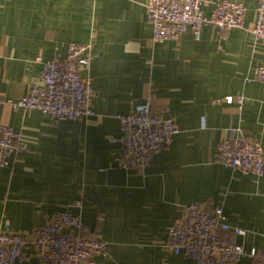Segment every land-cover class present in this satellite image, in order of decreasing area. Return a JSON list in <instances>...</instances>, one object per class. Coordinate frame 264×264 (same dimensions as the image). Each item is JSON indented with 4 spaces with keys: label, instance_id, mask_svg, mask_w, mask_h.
Listing matches in <instances>:
<instances>
[{
    "label": "crops",
    "instance_id": "1",
    "mask_svg": "<svg viewBox=\"0 0 264 264\" xmlns=\"http://www.w3.org/2000/svg\"><path fill=\"white\" fill-rule=\"evenodd\" d=\"M217 0H204L209 15ZM242 28L207 24L196 39H153L150 0H0V123L20 133L24 150L0 167V226L32 234L59 212L83 215L88 235L108 243L99 264H195L167 248L169 225L193 200L220 206L248 249L264 244V175L242 174L217 160L232 130L264 152V84L249 80L264 65L252 33L259 0ZM70 42L91 45L94 114L53 121L37 109H14L42 64ZM151 96L154 111L175 120L174 142L144 170L121 168L119 116ZM226 96H243L227 103ZM81 202V206L77 203ZM16 264H45L32 256ZM239 264H253L249 257Z\"/></svg>",
    "mask_w": 264,
    "mask_h": 264
},
{
    "label": "built area",
    "instance_id": "2",
    "mask_svg": "<svg viewBox=\"0 0 264 264\" xmlns=\"http://www.w3.org/2000/svg\"><path fill=\"white\" fill-rule=\"evenodd\" d=\"M203 5L204 0H150L147 19L153 27L154 41H179L188 31L199 39L207 24L221 32L245 25L247 9L240 0H217L209 15ZM252 33L256 42L264 44V0L258 2ZM90 49V44L70 42L65 54L57 53L49 59L38 57L42 64L39 78L26 95L7 103L14 109H37L56 123L94 114L92 79L83 76L92 63ZM249 80L264 84V65L257 66ZM224 100L242 103L244 97L226 96ZM151 101L148 96L145 103L119 116L121 168L144 170L151 164L153 154L168 148L180 131L174 119L152 109ZM23 150L20 133L0 123V167L9 165L11 157ZM217 160L242 174L256 178L264 175L261 143L247 137L241 128L220 140ZM77 205L81 206V202ZM245 233L243 228L230 225L222 207L209 209L203 202L193 200L169 225L167 248L195 264H239L245 257L253 264H264V244L248 249L235 241L233 235ZM32 256L45 264H99L98 258L109 257V248L105 240L88 235L81 212L59 211L32 234L15 232L7 224L0 226V264H16Z\"/></svg>",
    "mask_w": 264,
    "mask_h": 264
}]
</instances>
